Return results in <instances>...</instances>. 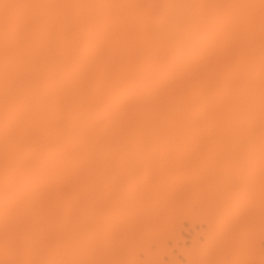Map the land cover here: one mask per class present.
Instances as JSON below:
<instances>
[{
    "label": "bare ground",
    "instance_id": "bare-ground-1",
    "mask_svg": "<svg viewBox=\"0 0 264 264\" xmlns=\"http://www.w3.org/2000/svg\"><path fill=\"white\" fill-rule=\"evenodd\" d=\"M148 234L264 264V0H0V264H151Z\"/></svg>",
    "mask_w": 264,
    "mask_h": 264
},
{
    "label": "rangeland",
    "instance_id": "rangeland-1",
    "mask_svg": "<svg viewBox=\"0 0 264 264\" xmlns=\"http://www.w3.org/2000/svg\"><path fill=\"white\" fill-rule=\"evenodd\" d=\"M202 163V162H201ZM205 166H207V165H201L200 163H196V164H194L193 166H192V168H191V170L192 171H190V175H193L194 174V169L196 170H201V169H203ZM211 166H214V167H216V164L215 165H212V164H209L208 165V167L207 168H210ZM218 168H220L221 167V163L217 166ZM226 168H228V170L229 171H235V170H237L238 169V167H232V166H226ZM207 196H206V192H202L201 194H200V196H194V197H191L190 199H188V200H186V202H187V204H186V206L184 205V204H182V208L181 207H176L177 209L173 212L174 213V215H176L177 217H179V215H177V210H179L180 212H182V210H183V208H187V206H191L192 207V209H191V212L193 213V214H198L200 217H203L204 216V211L207 209L209 212H210V206L208 205V204H206L208 201L207 200H205V198H206ZM244 199H246V197H248V192L246 193V194H244ZM179 205V204H178ZM231 206H233V205H231ZM232 208V207H231ZM231 208H228L229 210L231 209ZM229 210L228 211H226V212H228V213H226V215H222V214H220V208H219V212H217L215 215H216V217H217V223L218 222H221L220 223V225H221V227L223 228V229H226L225 228V225H227V223L226 222H223V221H225V219L227 218V217H229ZM225 217V218H224ZM189 227V223L188 222H183L182 224H181V228H182V230L180 231V235L182 236V237H184V239H185V244L186 245H189L190 243H191V239H192V237L194 236V234H195V232L196 231H199V230H206L207 228H208V226H206V225H199V224H196V226H195V229H190V230H188V231H186V229ZM235 230H236V232L238 231V232H241V229H237V227H235ZM149 237V238H148ZM129 239H131V238H129ZM144 239V240H143ZM200 239H202V240H204V237H200ZM137 237L136 236H134V239H132V241L130 240L129 242V246L128 247H126V248H129L130 249V251H131V253H132V255H133V253L134 252H136L138 249V246H137V243L139 242H137ZM142 240L143 241H140V242H143V243H145L146 241H148V243H149V241H150V243H151V237L149 236V234H148V236L147 235H145L144 236V238H142ZM132 242H133V244H132ZM173 244V242L172 241H170V240H168L167 241V246H170V245H172ZM219 244V243H218ZM137 246V248H136V246ZM179 245H183V243L182 242H180L179 243ZM150 247H151V250H152V253H151V255L149 256V258H148V260L147 261H151V264H156V262L154 261V259H155V256H157V258L160 256L159 255V253L160 254H163L162 253V251L161 250H159L158 249V247H159V244L157 243L156 244V242L153 244V243H151V245H150ZM261 247L262 248H264V241H262L261 242ZM125 248V250H127ZM136 249V250H135ZM124 250V251H125ZM129 250H127V252H128ZM130 251H129V253H127L126 251H125V253H123V254H127V255H129V257H128V259L130 258V260H131V253H130ZM173 253L174 254H178V251L177 250H174L173 251ZM200 255H196L195 256V258H196V260H200L199 257ZM125 257V256H124ZM123 257V259H122V263L123 264H130L131 262H132V260L130 261H128V259H126V258H124ZM146 255L144 254V253H140L139 254V257H138V259L137 260H146ZM179 259H180V261L181 262H183V263H185V262H187V260L186 259H183V260H181L182 259V256L181 255H178L177 256ZM102 260H100V264L102 263V264H113L112 263V259H110V258H107L108 260L106 261V259L104 258V256H102ZM104 259H105V261H104ZM133 259V258H132ZM163 259H164V261H168V262H170V259L167 257V256H163ZM238 260V259H237ZM103 261H104V263H103ZM147 261H145V263L147 262ZM200 261H202V260H200ZM204 261V260H203ZM202 261V262H203ZM126 262H128V263H126ZM130 262V263H129ZM96 263V262H95ZM134 263H135V261H134ZM200 263V262H199ZM198 262H197V264H199ZM97 264H99L98 263V261H97ZM202 264V263H201ZM203 264H204V262H203Z\"/></svg>",
    "mask_w": 264,
    "mask_h": 264
}]
</instances>
